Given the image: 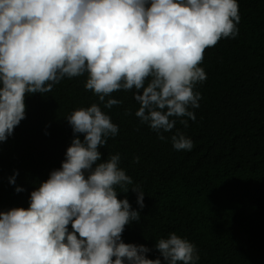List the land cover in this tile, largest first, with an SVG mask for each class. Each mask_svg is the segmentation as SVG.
<instances>
[{"label":"clouds","instance_id":"9594fccd","mask_svg":"<svg viewBox=\"0 0 264 264\" xmlns=\"http://www.w3.org/2000/svg\"><path fill=\"white\" fill-rule=\"evenodd\" d=\"M240 20L238 0H0V142L26 118L28 94L49 93L66 77L86 74L100 102L66 117L75 138L30 206L0 211V264H162L148 246L122 239L140 212L118 197L133 184L120 155L101 161L99 148L119 131L101 104L111 109L122 103L114 92L135 89V115L159 139L177 119L187 127L201 99L195 86L207 78L204 52L235 38ZM171 141L193 147L179 129ZM132 190L143 208L145 192ZM155 247L166 264L200 259L175 232Z\"/></svg>","mask_w":264,"mask_h":264},{"label":"trees","instance_id":"16d2710c","mask_svg":"<svg viewBox=\"0 0 264 264\" xmlns=\"http://www.w3.org/2000/svg\"><path fill=\"white\" fill-rule=\"evenodd\" d=\"M238 4V35L204 52L207 78L195 86L201 99L187 127L177 119L159 139L135 115V89L114 92L122 103L111 109L101 104L119 128L99 148L101 161L120 155L133 184L127 192L118 187V197L140 212L122 239L148 246L147 256L162 264L155 245L172 232L196 245V264H264V0ZM86 79L66 77L49 93L26 96V118L0 142V211L28 208L31 192L61 167L76 135L66 117L100 103ZM177 129L193 141L191 150L173 147ZM136 186L145 192L143 208Z\"/></svg>","mask_w":264,"mask_h":264}]
</instances>
